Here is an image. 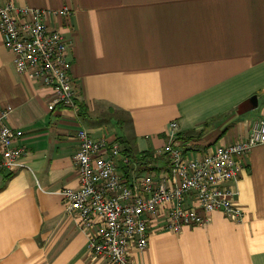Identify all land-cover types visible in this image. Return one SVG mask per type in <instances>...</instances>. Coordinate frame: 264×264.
Here are the masks:
<instances>
[{
    "label": "crops",
    "instance_id": "0c3cea01",
    "mask_svg": "<svg viewBox=\"0 0 264 264\" xmlns=\"http://www.w3.org/2000/svg\"><path fill=\"white\" fill-rule=\"evenodd\" d=\"M13 1L73 12L50 24L72 40L79 112L48 109L53 89L16 70L0 31V113L13 108L8 123L24 133L30 168L0 172V264H108L89 252L81 218L58 195L80 188L76 132L118 138L132 156L154 154L151 165L124 168L131 182L169 173L159 153L172 122L182 150L196 158L246 140L264 120V0ZM242 164L234 203L240 222L215 212L209 223L174 234L160 210L133 262L264 264V144Z\"/></svg>",
    "mask_w": 264,
    "mask_h": 264
},
{
    "label": "built area",
    "instance_id": "2783aa9c",
    "mask_svg": "<svg viewBox=\"0 0 264 264\" xmlns=\"http://www.w3.org/2000/svg\"><path fill=\"white\" fill-rule=\"evenodd\" d=\"M72 15L69 8L42 10L13 0L0 5L4 47L13 55L20 74L53 89L50 111L60 106L79 112L72 40L50 24L57 17L70 20ZM12 112L7 107L0 113V172L30 170L25 162L24 133L8 123ZM179 136L178 123H170L168 143L159 153L169 164L166 176L150 171L134 175L131 182L124 168L137 171L140 160L124 156L118 138L96 140L86 128L78 129L74 163L80 188L63 189L58 195L81 218L94 257L108 264H135L133 253L144 251L149 244L150 216L160 210L166 214L164 228L174 234L209 223L208 215L215 212L232 221L242 220L243 212L234 204L242 161L254 147L264 144V120L253 125L243 142L217 147L201 158L185 154Z\"/></svg>",
    "mask_w": 264,
    "mask_h": 264
},
{
    "label": "trees",
    "instance_id": "16d2710c",
    "mask_svg": "<svg viewBox=\"0 0 264 264\" xmlns=\"http://www.w3.org/2000/svg\"><path fill=\"white\" fill-rule=\"evenodd\" d=\"M83 111H84L83 107H80V113H84ZM179 138L181 140V134H180ZM125 151L127 152L126 156L131 157V158L134 157V159L140 160L141 165L147 166V165L151 164L153 160L155 161V156L152 153H150V154L149 153L137 154V155L134 154L132 156L131 154L129 155L130 151H128L127 149ZM125 151H124V153H125Z\"/></svg>",
    "mask_w": 264,
    "mask_h": 264
},
{
    "label": "rangeland",
    "instance_id": "374dc122",
    "mask_svg": "<svg viewBox=\"0 0 264 264\" xmlns=\"http://www.w3.org/2000/svg\"><path fill=\"white\" fill-rule=\"evenodd\" d=\"M154 162H155V161L153 160L151 164H153ZM151 164H150V165H151Z\"/></svg>",
    "mask_w": 264,
    "mask_h": 264
}]
</instances>
